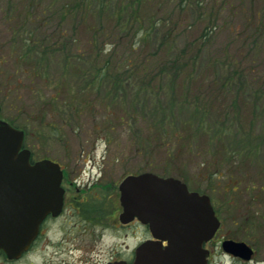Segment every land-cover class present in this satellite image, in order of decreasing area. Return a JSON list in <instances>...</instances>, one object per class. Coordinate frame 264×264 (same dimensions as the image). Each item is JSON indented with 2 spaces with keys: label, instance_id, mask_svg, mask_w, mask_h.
<instances>
[{
  "label": "rangeland",
  "instance_id": "1",
  "mask_svg": "<svg viewBox=\"0 0 264 264\" xmlns=\"http://www.w3.org/2000/svg\"><path fill=\"white\" fill-rule=\"evenodd\" d=\"M8 1L10 4L5 5V1L0 0V118L10 119L17 127L25 129L23 146L34 156L54 158L66 168L69 180L73 181L70 185V195L80 199L78 205L81 207L82 204L93 203L98 205L100 213H106L111 201H117V184L124 175L141 171H152L162 176L171 175L184 181L189 188L206 193L219 218V228L206 245L210 251L209 264H264V93L252 92L254 87L258 88V84L252 87L250 85L239 87L238 102L241 105L243 103V107L236 105L238 124L243 130L249 131L253 141L258 142L257 151L251 152V155L255 153L253 160L246 159V156H227L223 149L218 150L216 143L203 139L205 135L202 132L196 134L186 131L181 134L182 138L176 136V139L164 138L159 141V136H156L154 140L150 138V141H147L149 139H144L146 123L142 121L136 123L138 127L133 133L124 122L116 126L110 120L115 114L121 113L119 112L121 106L127 107L125 98L122 100L123 103L111 102L105 104L108 106L103 108L101 102L98 103V99L95 100L90 95L88 110H83L77 118L73 116L63 122L64 113H60V110L68 111L67 102L74 104L82 99L81 94L77 95V92L74 93L75 98L67 97L69 91L73 95L72 91L76 90L80 79H77L72 70L70 72L69 69L66 71V68H63V56L58 51L45 53L41 62L36 65L38 69L34 68L33 55H20V40L14 39L13 33L17 28L21 32L34 25L29 20H23L24 15L39 14V9L46 8L48 0H41L42 3H33L34 5H28L23 0ZM55 1L56 7L60 1L67 0ZM173 1L160 0L161 10H170ZM237 1L206 0L204 11L207 15L209 12L210 15L214 13L216 15L218 7L224 6L218 18L224 20L225 16H229L228 10L225 9L229 5L232 9ZM262 4L263 0H241L242 12L247 20L235 12L229 20L230 27L239 29L244 21L245 25L246 22L251 23L253 16L250 10L259 9ZM153 10L156 11L158 8L155 7ZM140 12L147 14L151 12V8L141 6ZM39 15L45 16V13ZM182 16L187 21H192L195 14L191 9H187ZM52 19L48 18L43 26L38 25L39 28L47 33L52 32L54 25ZM91 21L90 14L78 21L76 35L78 38L82 37L78 40L79 48L82 47L84 39L83 26ZM192 23L195 28L178 35L176 46H180L185 39L196 34L204 22L201 19L193 20ZM62 24L65 31L68 20L64 19ZM104 25L110 26L111 22L107 21ZM251 29L247 28V31ZM51 39L55 41L54 37ZM96 39L100 40L99 37ZM229 39L230 35L224 28L214 34L199 56V68L195 71V77L199 80L191 87V93L199 92L201 96L199 102L202 105L219 106L221 114L227 111L225 106L228 95L219 93L213 82L208 83L209 78L215 80L221 72L215 67L207 70L204 67L207 57L217 56L221 46ZM238 42V40L231 42L230 47L238 46ZM151 45L152 43L148 41L145 48L148 49ZM247 47L244 45V48ZM260 48L262 50L254 48L247 54L244 63L257 64L264 75V48ZM36 70L38 72L34 74ZM204 72L206 79L201 80L198 74ZM51 95L54 98L48 101ZM159 98L160 102H164L162 95H159ZM173 106L175 118L172 122L176 126L182 120L194 124L191 108ZM210 119L211 117L206 118L209 121ZM50 124L53 125L54 131H51ZM95 124L97 129H93ZM230 134L222 135L224 138L220 140L221 145H232L237 149L238 142H230L229 138L232 137ZM210 144H213L214 148L209 146ZM225 155L228 160H224ZM214 171H218V174ZM239 173H243V178L238 176ZM235 177H238L237 187L231 194L228 185H224L228 179L235 181ZM65 211L75 212L70 208ZM117 212L116 209V215ZM81 218H84L83 215H61L47 221L43 234L31 250L16 260L0 254V264H104L106 260L114 257H126L129 248L141 234L139 231L134 235L131 231L133 226L128 229L112 227L107 224V220L109 223L113 220L107 215H95L94 220L88 221L84 218L86 221L82 234L74 235L73 225ZM223 236L244 240L253 249L251 257L247 260L238 259L224 252L218 242Z\"/></svg>",
  "mask_w": 264,
  "mask_h": 264
},
{
  "label": "trees",
  "instance_id": "2",
  "mask_svg": "<svg viewBox=\"0 0 264 264\" xmlns=\"http://www.w3.org/2000/svg\"><path fill=\"white\" fill-rule=\"evenodd\" d=\"M4 1L5 5L10 4V1ZM159 1L67 0L66 2L60 1L61 3L55 7L56 1L48 0L46 8L39 9V14L45 13V16L24 15L23 20H29L34 25L21 32L17 28L13 32L15 33L14 39L20 40L21 56L33 55L34 68L41 62L45 53L58 51L63 56V68H66V71L69 69L70 72L72 70L77 79H80L76 90L72 91L73 95L69 91L70 95L67 94V97L68 99L75 98L73 96L77 92V95L81 94L82 99L79 98L81 100L74 104L67 102L68 111L60 110V113H64L63 122L73 116L77 118L83 110H88L90 104L88 96L90 95L93 99H98V103L101 102L103 108L108 106L105 104L122 102L125 98L127 107L121 106L119 108L121 113L115 114L110 120L116 126L124 122L133 133L138 127L136 123L142 121L146 123L144 139H149L147 141H150V138L154 140L156 136H159V141L164 138L176 139V136L182 138L181 134L183 135V132L186 133V131L196 134L202 132L205 135L203 139L216 143L218 150L223 149L227 156H246V159L253 160L255 153L251 155V152L257 151L258 142L257 140L253 141L249 131L243 130L242 126L238 124L239 115L236 112L238 110L236 105H241L237 96L239 87H248V85L252 87V85L258 84V88L254 87L255 90L253 89L252 92L264 93L262 71L257 64L244 63L247 54L254 48L256 50L261 49L260 47L264 48V0L259 9L250 10L251 16H253L251 23L247 24L246 22L245 25L244 21L239 29L231 28L229 20L232 19L231 16L235 12L247 20L242 12L241 0H238L232 9L230 5L225 9L228 10L227 15L229 16H225L224 20L218 19L221 16L219 14L222 13L221 8L224 6L218 7L216 15L215 13L210 15L211 12L208 15L205 13L206 0H174L168 11L161 10L162 5L159 4ZM23 2L34 5L43 1L23 0ZM144 5L149 6L151 12L142 14L140 7ZM155 7L158 10H153ZM187 9H191L195 14L192 21L202 19L204 23L196 34L185 39L180 46H176L175 41L178 35L190 28H195L192 21H187L182 16ZM161 11L163 13H159ZM250 12L248 11V13ZM89 14L92 21L83 26L84 39L82 47L79 48L78 40L82 37L78 38L76 35L78 21ZM48 18H53L54 21L50 33L39 28L47 22ZM64 19L68 20L65 31L62 24ZM107 21L111 22L110 26L104 25ZM223 28L228 31L230 39L221 46L217 56L207 57L204 67L205 70L215 67L221 72L218 77L215 75V80L211 78L208 80V83L211 81L210 83L213 82L212 84L217 86L219 93L228 95L226 97L228 102L225 106L227 111L221 114L219 106L202 105L199 102L201 100L199 92L191 93V87L199 80L195 77V71L199 68V56L204 47L213 39L214 34ZM247 28L252 29L247 31ZM51 37H54L55 41ZM97 37L101 41L97 40ZM235 40L239 41L238 46L230 47L231 42ZM148 41L152 45L147 49L145 44ZM74 44L75 46H73ZM106 44L107 46H105ZM244 45L248 47L244 48ZM37 72L38 70L34 74ZM41 72L43 71L41 70ZM198 75L201 80L205 78V72ZM177 85L180 86L177 87ZM189 93H191L190 96ZM159 95H162L164 102H160ZM53 98L51 95L48 97V101ZM173 105L191 108L194 124L191 125L182 120L176 126L172 122L175 118ZM212 110L213 112H211ZM208 117H211L210 121L206 120ZM7 121L16 126L12 120L8 119ZM18 128L23 130L24 137L25 129ZM93 129H97V124ZM51 131H54L53 125ZM229 134L232 135L229 138L230 142H238L237 149L232 145H221L220 140ZM149 144L150 142L147 147ZM209 146L214 148L213 144ZM141 149V151L144 150L143 147ZM227 156L225 155L224 160H228ZM215 173L218 174V171ZM238 176L243 178V173H239ZM236 180L238 177H235V181L228 179L224 185H228L231 194L237 187ZM252 186L253 184H251V188ZM0 254L4 255L2 251Z\"/></svg>",
  "mask_w": 264,
  "mask_h": 264
},
{
  "label": "water",
  "instance_id": "3",
  "mask_svg": "<svg viewBox=\"0 0 264 264\" xmlns=\"http://www.w3.org/2000/svg\"><path fill=\"white\" fill-rule=\"evenodd\" d=\"M29 159L23 130L0 118V251L8 259L27 249L47 213L54 215L61 208L58 163ZM117 190L119 219L137 217L148 224L154 238L136 246L130 264H205L202 242L219 225L207 194L187 189L177 177L152 171L124 175ZM220 247L246 260L253 252L244 240L232 238H223ZM105 264L127 263L119 259Z\"/></svg>",
  "mask_w": 264,
  "mask_h": 264
},
{
  "label": "flooded vegetation",
  "instance_id": "4",
  "mask_svg": "<svg viewBox=\"0 0 264 264\" xmlns=\"http://www.w3.org/2000/svg\"><path fill=\"white\" fill-rule=\"evenodd\" d=\"M43 158H48L50 160H53V161L57 162L58 165H59V168L61 170V178H60V182H59L60 186L62 187L61 208H60V211L58 213L54 214V215L51 214L50 212L45 215V217L40 221V223L38 225L37 233L34 236V238L31 240V242L29 243L27 249L22 251L21 254L17 258H14V259H11V260H16V259L20 258L22 255H24L27 251L31 250L37 244V242L39 241L41 235L43 234L45 223L47 221H49V220H54V219L58 218L61 215H83V217L86 220H88V221H90V219L94 220L95 215H107L111 220H113L112 223H109V220H107L108 221L107 224L108 225H112V227H118L120 229H128L130 226H133V229L131 231L133 232L134 235H137L136 233L141 231V234H139L137 236V239H136L135 243L129 248V253H128V255L126 257H121V256L114 257V258L106 260L104 262V264L107 261H113V260H119V259L124 260L127 264H130L132 259H133V257H134V250H135L136 246L140 242H142V241H144L146 239H154L152 234H151V232H150V230H149L148 224L141 222L137 217L133 216L127 221H121L119 219V215L118 214H119V212L121 210V206H120L119 200H118V190H117V201L116 202H115V200H112L113 202L111 201V206H110L109 210L106 213H104V212L100 213L98 205H94L93 203L92 204L89 203V204H86V205L82 204L81 207H80V205H78V203L80 202V199H78L77 197L75 198V195H70V189H71L70 185L72 184L73 181L71 179L69 180V178L67 176L68 173H67L66 168L58 160H56L54 158H51V157H48V156L36 157L30 151V159H29L30 162L38 161V160H41ZM186 187L189 190H196V189L189 188L187 186V184H186ZM196 191L199 192V193H204L202 191H198V190H196ZM84 199L85 198H83V200ZM211 206H212V204H211ZM69 208L70 209H74L75 212H73V211H65V209H69ZM212 208H213L214 213H215V209H214L213 206H212ZM116 209L118 211L117 215L115 213ZM76 210H79V211H76ZM215 215H216V213H215ZM84 218L77 219L76 222L74 223V225H73L74 226V232H73L74 235L82 234V232L84 230V224H85V221H86ZM115 218L117 220H115ZM218 228H219V225H218L217 229ZM217 229L215 230V232L217 231ZM215 232L213 233V235L215 234ZM124 234H126L125 231H124ZM212 236L209 239L204 240L202 242V247L207 250V253L205 254V264H209V258L208 257L210 255V251H209V248L206 247V245L209 244ZM223 238H229V237H224V236L220 237L218 239V242L220 243V241ZM161 242H162V245L165 244V240H162ZM227 254H229V253H227ZM237 258L239 259L240 257H237Z\"/></svg>",
  "mask_w": 264,
  "mask_h": 264
}]
</instances>
